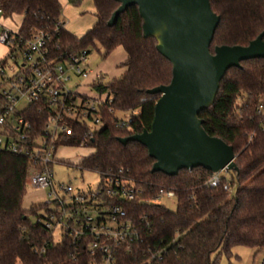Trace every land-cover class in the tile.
<instances>
[{
    "label": "trees",
    "instance_id": "obj_1",
    "mask_svg": "<svg viewBox=\"0 0 264 264\" xmlns=\"http://www.w3.org/2000/svg\"><path fill=\"white\" fill-rule=\"evenodd\" d=\"M93 3L96 22L81 38L66 29L60 0H0V8L5 18L22 17L21 37L45 32L53 57L60 58L67 50L89 54V48L98 45L104 56L117 47L127 54L120 76L106 79L100 74L92 83L108 92L106 100L97 109H88V119L71 118L72 129L60 133L55 142L57 150L62 146L93 149L79 163L67 164L96 171L101 178L119 176L142 189L139 198L122 204L138 232L130 249L128 243L119 248L117 264H216L215 252L229 255L237 245L264 251V112L258 109L264 101V58L230 68L213 103L199 114L209 135L234 148L238 170L231 181L221 175L220 184L211 186L215 173L203 167L183 169L173 176L154 172L155 159L148 149L137 141L123 144L120 138L151 129L160 94L148 90L169 84L173 65L158 50L157 38L144 36L138 6L128 7L110 25L120 4L115 0ZM210 4L221 18L212 52L220 45L247 46L264 32V0H210ZM135 110L140 113L132 114V122L121 125L117 113ZM26 116L32 129L25 142L31 146L44 132L46 115L32 105ZM95 117L100 125L90 129L89 120ZM32 169L26 154L0 151V264H88L85 254L74 261L70 254L75 246L66 238L56 242L53 232L37 222L42 216L39 211L48 210L46 203L28 210L23 207ZM227 183L230 190L224 188ZM161 190L175 193L176 209L156 200Z\"/></svg>",
    "mask_w": 264,
    "mask_h": 264
},
{
    "label": "built area",
    "instance_id": "obj_2",
    "mask_svg": "<svg viewBox=\"0 0 264 264\" xmlns=\"http://www.w3.org/2000/svg\"><path fill=\"white\" fill-rule=\"evenodd\" d=\"M0 16H3L2 8ZM48 42L49 37L43 31L25 39L18 30L6 26L0 30V44L8 49L6 55L0 57V151L23 153L30 158L33 169L27 183L35 188L49 189L52 198L44 202L48 210L42 211L37 222L53 232L56 242L66 238L75 246L70 254L74 261L85 254L88 264H117L119 248L128 243L130 249V242L138 232L122 204L139 198L143 192L136 183L119 176L101 178L95 191L78 194L71 193V184H55L52 167L56 161L57 137L62 132H70L68 121L71 118L88 119V109H97V104L106 98L67 86L66 80L73 76L84 79L92 76V70L84 66L86 50H67L56 58L51 56ZM99 78V73L94 74L89 84ZM32 105L46 115V120L43 134L28 146L25 142L27 131L32 127L26 112ZM258 109L264 112V101ZM139 113V110L132 111L121 119V125H129L132 114ZM89 121L90 129L100 125L98 117ZM220 173L211 178V186L220 184ZM224 188L230 190V184H225ZM164 195L176 197L173 191L161 190L156 200Z\"/></svg>",
    "mask_w": 264,
    "mask_h": 264
},
{
    "label": "water",
    "instance_id": "obj_3",
    "mask_svg": "<svg viewBox=\"0 0 264 264\" xmlns=\"http://www.w3.org/2000/svg\"><path fill=\"white\" fill-rule=\"evenodd\" d=\"M120 5L109 24L132 5L138 6L145 37L173 65L172 80L148 90L160 94L150 130L120 138L137 141L155 159L152 171L173 176L203 167L214 173L237 171L234 148L209 135L199 114L209 107L226 72L242 61L264 58V32L247 46L220 45L211 51L220 16L210 0H115Z\"/></svg>",
    "mask_w": 264,
    "mask_h": 264
},
{
    "label": "rangeland",
    "instance_id": "obj_4",
    "mask_svg": "<svg viewBox=\"0 0 264 264\" xmlns=\"http://www.w3.org/2000/svg\"><path fill=\"white\" fill-rule=\"evenodd\" d=\"M63 6V17L67 21L66 29L77 37H83L89 29L92 28L96 22L95 10L93 0H81L80 3L74 4L69 0H60ZM22 17L13 16L5 18L0 16V30L2 26L16 31L19 29ZM8 49L0 44V57L6 55ZM90 53L87 55V61L85 62L88 69L92 70V77L94 74L99 73L105 75L106 79H112L120 76L126 69L123 66L127 59V54L122 47H117L109 55H105L104 49L98 45V47L89 48ZM18 62H22L18 59ZM13 64V60L10 61V65ZM90 79H84L77 76L71 77L66 80L67 86L71 89H78L81 92L87 93L93 96H101L102 99L108 97L107 91H99L89 84ZM87 82V83H86ZM78 83L81 86L78 87ZM119 117L126 118L130 115V112H118ZM93 149L90 147H66L62 146L57 150L56 161L53 163L54 182H63L71 184L73 187L72 194H78L81 192L95 191L100 183V174L92 170H81L67 164V162L79 163L82 158L90 155ZM226 176L231 181L233 171H223L220 173ZM52 199L49 196V189L35 188L27 183L26 193L23 198V207L30 209L33 205H38ZM159 202L168 208L174 210L177 207L176 197L168 198L165 195L159 199ZM39 211V214H42ZM58 233L57 238L60 239ZM264 258V251H257L255 248H250L244 245H237L232 248L231 254L225 252H215L212 255V259L216 260V264H262Z\"/></svg>",
    "mask_w": 264,
    "mask_h": 264
},
{
    "label": "crops",
    "instance_id": "obj_5",
    "mask_svg": "<svg viewBox=\"0 0 264 264\" xmlns=\"http://www.w3.org/2000/svg\"><path fill=\"white\" fill-rule=\"evenodd\" d=\"M83 1V0H82ZM81 2V1H80ZM94 10H95V8H94ZM66 23H67V21H66ZM65 26H66V24H65Z\"/></svg>",
    "mask_w": 264,
    "mask_h": 264
}]
</instances>
